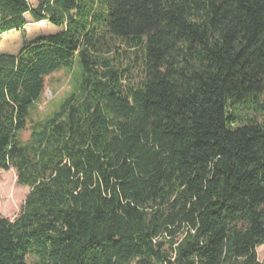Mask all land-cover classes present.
<instances>
[{
  "label": "trees",
  "instance_id": "1",
  "mask_svg": "<svg viewBox=\"0 0 264 264\" xmlns=\"http://www.w3.org/2000/svg\"><path fill=\"white\" fill-rule=\"evenodd\" d=\"M28 16L62 30L0 54V264H264V0H0V34Z\"/></svg>",
  "mask_w": 264,
  "mask_h": 264
},
{
  "label": "rangeland",
  "instance_id": "2",
  "mask_svg": "<svg viewBox=\"0 0 264 264\" xmlns=\"http://www.w3.org/2000/svg\"><path fill=\"white\" fill-rule=\"evenodd\" d=\"M32 4L37 5L39 0H31ZM24 30H13L0 34V54H17L24 46L25 42L34 40L40 36L59 33L62 29L51 24L49 21L32 22ZM71 90L70 78L61 71L47 78L45 93L39 104L40 112L46 113L50 103L62 99ZM30 129L23 133V138L28 139ZM31 189L28 186L20 185L18 174L15 168L9 171L0 170V216L14 220L22 212L25 200ZM14 198L10 200V196ZM260 261L264 263V245L258 247Z\"/></svg>",
  "mask_w": 264,
  "mask_h": 264
}]
</instances>
